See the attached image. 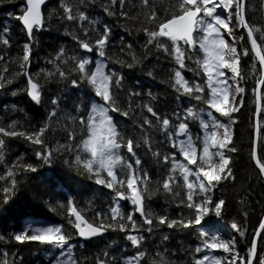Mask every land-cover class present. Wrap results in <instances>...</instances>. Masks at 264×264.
Returning <instances> with one entry per match:
<instances>
[{"label": "trees", "instance_id": "obj_1", "mask_svg": "<svg viewBox=\"0 0 264 264\" xmlns=\"http://www.w3.org/2000/svg\"><path fill=\"white\" fill-rule=\"evenodd\" d=\"M75 3L79 10L94 22L88 24L90 42L93 45L105 26L110 29L109 45L106 48L109 59L104 62L109 65L107 70L123 78L122 89L117 92L120 107L128 111L129 116L124 117L119 113L110 115L113 116L125 139H133L140 145L135 151L141 159V168L150 177L148 191L144 193L146 206L154 216L190 217L191 210L177 206L186 192L182 180L179 182L181 185L179 188L174 187V191L181 192L180 197L164 191L162 187L169 168V165L163 163V156H170L176 149L156 123L155 117L147 113L143 105L152 106L162 118L168 117L173 123L170 132H174L175 126L179 123H188L194 137L202 134L201 125L198 120H184L186 109L192 108L198 112L205 122L209 120L207 113L211 110L202 101L181 95L173 88L170 77L174 70L178 69V65L171 56L156 48L154 44L145 46L148 37L142 29L147 27L157 30L159 21L156 24H148L145 21L143 13L146 9L142 7L141 0H126L123 9L117 3L113 6L116 14L111 16L104 10L110 0H75ZM60 4L61 0H50L43 6L42 12L46 17L44 27L42 30L34 29V39L29 41L19 20L15 18L22 14L25 0H0V36H5L10 41L9 45L0 43V56L4 57L0 60V75L4 77V80L0 81L4 83V87L0 88V123L6 126L12 121H18L20 130L27 131L38 129L45 124L49 125L48 131L42 137L44 145L32 144L23 137H3L5 148L4 162L0 164V176L4 177L0 179V235L5 239L0 241V253L9 252V260L14 261V264L55 263L57 258H61L60 249L38 242L21 244L12 239L14 234L27 230L29 225H52L62 226V230L69 235L73 255L81 264H95L97 258L104 259L109 264H123L124 258L132 257L138 251L126 239L125 232L108 230L102 236L82 243L78 240L74 227L69 223L73 220L67 212L69 201L76 205L88 222L99 224L96 212L107 213L109 205L116 197L106 187L96 184V177L76 163V155L86 158V153L80 151L78 147L72 152L66 151L63 147L80 145L87 138V133L82 130L78 118L90 111L92 103L102 101L95 97L94 90L80 79L78 72L71 71L73 67L71 63L61 61L49 63V60H54L60 49H64L67 55L77 54L92 61L101 60L95 47L92 53H87L73 39L74 35L85 39L83 25L65 19ZM169 5L170 0L156 3L160 18H170V13L165 11ZM121 11L127 12L129 16H138V19L132 20L121 16ZM218 12L227 16L222 10L218 9ZM245 18L250 25L264 32V0H246ZM230 27L234 29L235 46L241 54L239 67L245 76L241 84L245 92L242 94L243 104L239 111L231 114L236 122L231 126L233 139L230 147L234 146L237 151L226 152V155L232 158L229 167L232 169L234 179L222 181L211 194L213 202L223 199L225 205L219 217L209 215L202 226L193 225L189 228L170 229L166 225L154 223L152 230L148 231V226L142 223V219L136 213L134 218L140 224V231L128 234L144 237L140 250L146 253L147 259L142 264H148L152 259L160 260L157 252L163 253L169 264H195L196 259L205 254L196 253V247L201 246L204 239L211 236L221 238L220 236L224 234L230 240L235 239L237 251L246 259V253L264 216V175L260 174L252 158L257 109L255 91L258 81L263 78V72L252 51L247 30L236 27L234 17ZM93 28L95 31H92ZM4 29L9 31L4 32ZM260 34L254 32L258 44L261 45V54H264V40L260 39ZM226 38L233 43L227 32ZM162 40L167 45L171 44L166 38ZM24 43L31 45L30 67H27V71L42 86V102L39 105L27 95L26 76L19 74L23 70L19 67L17 57L23 55ZM127 45H131V49L127 48ZM245 49L248 50L247 56L243 55ZM133 54L137 58L136 61L132 59ZM192 55L194 59L185 62L189 68L196 71L181 70L182 75L190 82L203 84L207 95L205 83L207 76L195 63V59H203L204 54L197 48ZM57 67L66 73L64 77L59 75ZM5 68L8 71H4ZM8 80H11V83H8ZM74 80L75 86L72 83ZM131 92H139L140 95H129ZM259 97V134L255 148L257 157L264 160V85L260 87ZM54 99L58 101L57 104L52 103ZM239 99L237 96V101ZM53 111L57 113L56 116L50 115ZM213 114L221 122L228 123L226 117L215 112ZM73 116L77 117L76 121L71 119ZM145 117L153 121V126L149 128L145 125V131L141 132L138 125L143 123ZM69 132L74 133V140H69ZM145 135L149 137L151 150L143 143ZM48 151L52 153L48 159L38 158L36 155L37 152L46 155ZM154 152L161 154L159 159L154 156ZM120 153L125 159H133L126 148H122ZM177 159H183L179 153ZM18 161L24 165H31L35 171L16 167L14 177H7L9 168ZM190 180H195V177H190ZM4 188H9V191L5 193ZM118 203L126 213L134 212L130 200ZM233 223L244 231L243 237L232 229ZM216 228L220 230L217 231ZM165 236L168 237L167 240L164 239ZM261 258H264V231L258 238L257 257L253 264H258Z\"/></svg>", "mask_w": 264, "mask_h": 264}, {"label": "snow or ice", "instance_id": "obj_2", "mask_svg": "<svg viewBox=\"0 0 264 264\" xmlns=\"http://www.w3.org/2000/svg\"><path fill=\"white\" fill-rule=\"evenodd\" d=\"M125 2L126 0H110L104 10L110 16L115 15L113 6L119 3L120 8L123 9ZM157 2L163 3V0H141L142 7L146 9L143 13L145 21L148 24H156L159 21L157 30L147 27L142 29L148 37L145 46L154 44L156 48L162 49L171 56L178 65V69L174 70V74L170 77L173 88L181 95H186L196 101H202L211 110L207 113L209 120L205 122L198 112L192 108L186 109L184 120H198L201 125L202 134L194 137L188 123L181 122L175 126L174 132H170L169 129L173 127L172 121L166 116L162 118L152 106L143 105L147 113L155 117L156 123L165 132L167 139L171 141L172 147L176 149V152L170 156H163V163L169 165V168L168 175L162 182V187L164 191L180 197L181 192L174 191V187L179 188L181 186L179 182L182 180V186L186 189V192L177 206H183L191 210L190 217L154 216L145 204L144 193L148 191L150 177L141 168V159L135 151L140 145L133 139H125L113 116L110 115V113H119L124 117L129 116V112L120 107L117 92V90L122 89L123 78L117 76L115 72L107 70L109 65L104 62L109 59L106 48L109 45L110 29L105 26L93 45L90 42L88 24L94 22L90 21L89 17L79 10L75 0H61L60 7L64 11L65 19L83 25L85 39H82L79 35H74L73 39L87 53H92L95 47L101 60L92 61L77 54L67 55L64 49L59 50L54 60H49V63H54V61L71 63L73 65L71 71L78 72L80 79L85 81L94 90L95 97L102 101V103H92L90 111L78 118L82 130L87 133V138L80 145H65L63 147L69 152L78 147L80 151L86 153V158L77 154L75 157L76 163L82 165L86 172L96 177V184L106 187L116 197L109 205L107 213L96 212L95 215L100 221L99 224L88 222L82 212L78 211L76 205L69 201L68 216L74 217V220H70L69 223L77 230L78 235L86 240L101 236L108 230L125 232L127 234L126 239L138 251L136 255L124 258L123 264H142L147 259L146 253L140 250L144 237L128 234L140 231V224L134 218L136 213L139 214L142 223L148 226V231L152 230L154 223L166 225L170 229L176 227L189 228L193 225L202 226L205 218L209 215L214 214L217 217L221 215L225 201L220 199L218 202H213L211 194L214 193L216 187L222 181L234 179L232 169L229 167L232 158L227 156L226 152L237 151L234 146L230 147L233 139L231 126L236 122L231 114L239 111L243 104L242 94L245 92V88L241 86L242 81L245 79L239 67L241 54L235 46L234 29L230 27L233 17L236 21V27L247 30V37L251 43L252 51L256 53L261 70L264 72V54H261V45L258 44L257 38L254 36V32H260V39L264 40V32L260 28L250 25L246 20V0H170L169 7L165 9L166 12L170 13L168 19H162L158 16ZM45 3L46 0H26L22 14L15 17L22 22L29 41L34 39V29L42 30L44 27L46 17L42 12V5H45ZM218 9L226 12L227 16L221 15ZM120 15L132 20L138 19V16H129L125 11H121ZM222 29L232 37V44H229L224 38ZM3 31L8 32L9 30L4 29ZM92 31H95V29L93 28ZM197 33H202V35H197ZM162 38H166L171 44H165ZM242 39L243 37H241ZM0 43L9 45L10 41L5 36H0ZM126 47L131 49L132 46L127 45ZM197 48L204 54L203 59H195V63L198 69H201L203 74L207 76L205 82L208 89L207 95L203 84L190 82L181 72V70L196 71V69L189 68L185 61L194 59L192 53H195ZM243 55H248L247 49L243 51ZM30 56L31 45L30 43H24L23 55L17 57L19 67L23 70L19 74L26 76L27 95L39 105L42 102V86L27 71V67H30ZM3 59L4 57L0 56V60ZM132 59L133 61L137 59L134 54ZM224 69H227L231 75L228 76L223 71ZM56 70L61 77L66 75L59 67ZM4 71H8V69L5 68ZM3 80V75H0V81ZM7 82L11 83V80ZM72 83L74 86L76 85L75 80ZM258 83L264 85V78L260 79ZM3 87L4 83H0V88ZM233 88L232 103L225 109L223 106L228 103L230 90ZM13 95H15V92ZM129 95L138 96L140 93L131 92ZM237 96L240 97L239 101H237ZM259 98V94H257V100ZM52 103L57 104L58 101L54 99ZM259 110L258 107V112ZM214 112L226 117L228 123L221 122L213 114ZM50 115L56 116L57 113L53 111ZM71 119L76 121L77 117L73 116ZM145 125L151 128L153 121L145 117L143 123L138 125L141 132L145 131ZM20 127L18 121H12L6 126L0 123V134H2L0 135V164L4 162L5 140L3 137H23L32 144L44 145L45 141L42 137L49 129L48 124L31 131L20 130ZM257 132L259 134V127ZM174 137L183 138L174 139ZM68 138L74 140V133L69 132ZM143 143L149 146V150H151L147 135L143 137ZM122 148H126L133 159H125L120 153ZM213 149L215 151H212ZM177 153L183 158L182 160L177 159ZM153 154L158 159L161 156L159 152ZM36 155L38 158L48 159L52 153L48 151L45 155L37 152ZM253 159L260 174L264 175V160L257 157L255 150H253ZM184 161L187 163H184ZM190 165L194 167H189ZM16 167L35 171L31 165H24L18 161L9 168L6 173L7 177H14ZM105 173L106 175H104ZM190 177H195V180H190ZM0 179H4V177L0 176ZM3 191L7 193L9 188H4ZM123 200L131 201L134 206L133 213H126L123 210L122 205L118 203V201ZM231 227L239 232L241 237L245 235L236 223H233ZM262 231H264V221L260 223L258 230L255 232L251 247L246 253V259L237 251L235 239L225 241L220 239L219 236L204 239L202 245L196 247L195 251L196 253L204 252L205 254L196 259L195 264H237V262L239 264H253V260L257 257L256 238L261 236ZM204 235L208 236L207 233H204ZM4 239L5 237L0 235V241ZM12 239L21 244L38 242L41 245H52L60 249L61 258H57L55 264H81L73 255V247L69 245L70 237L62 230V226L29 225L27 230L14 234ZM164 239L167 240L168 237L165 236ZM215 250L222 251L225 255L209 254ZM9 255L10 253L7 251L0 253V264H14V261L9 260ZM105 255L108 254L105 253ZM156 255L160 257V260L152 259L148 261V264H169L163 253L157 252ZM95 264H109V262L97 258ZM258 264H264V258L259 259Z\"/></svg>", "mask_w": 264, "mask_h": 264}, {"label": "water", "instance_id": "obj_3", "mask_svg": "<svg viewBox=\"0 0 264 264\" xmlns=\"http://www.w3.org/2000/svg\"><path fill=\"white\" fill-rule=\"evenodd\" d=\"M50 0H46V3L47 2H49ZM25 3H26V0H25ZM45 3V4H46ZM43 6L44 5H42V8H43ZM19 24H20V26L23 28V30L25 31V33H26V35H27V32H26V29L24 28V26H23V24H22V22L19 20ZM27 37H28V35H27ZM254 52V51H253ZM254 54H255V56H256V53L254 52ZM256 58L258 59V57L256 56ZM258 61H259V59H258ZM263 78H264V72H263ZM260 87H261V84H258V86H257V88H256V91H255V98H256V107H257V109H256V115H255V132H254V149L253 150H255V152H256V148H255V144H256V140H257V136H258V132H257V128H258V114H259V112H258V107H259V109H260V99L259 100H257V94H259V90H260ZM256 154H257V152H256ZM252 158H253V154H252ZM253 162H254V164H255V166H256V163H255V160L253 159ZM257 167V166H256ZM138 214V213H137ZM73 218V220H74V217H72ZM262 221H264V216H263V218H262ZM261 221V222H262ZM259 228V227H258ZM258 228H257V230H258ZM74 230H75V232H76V235H77V238H78V240L80 241V242H87V241H90V240H92V239H94V238H97V237H100V236H97V237H94V238H92V239H88V240H86V239H83V238H81L79 235H78V233H77V230L74 228ZM256 230V231H257ZM102 236V235H101ZM258 238L259 237H257L256 238V241H258ZM255 260V259H254ZM254 260H253V262H254Z\"/></svg>", "mask_w": 264, "mask_h": 264}, {"label": "rangeland", "instance_id": "obj_4", "mask_svg": "<svg viewBox=\"0 0 264 264\" xmlns=\"http://www.w3.org/2000/svg\"><path fill=\"white\" fill-rule=\"evenodd\" d=\"M221 31H222V33H223V35H224V38L227 40V42H228L229 44H231V43L228 41V39L226 38V31L223 30V29H222ZM223 71H225L226 74H227L228 76L231 75V73L228 72L227 69H224ZM229 83H231V81H229ZM232 94H234V88H233L232 90H230L229 101H228V103H226V104L224 105V108H225V109H227V108L231 105V103H232ZM220 131L222 132V130H220ZM212 151H215V149H213ZM216 159L218 160V157H217ZM216 229H217V231L220 230V229H218V228H216ZM220 237H221L220 239L225 240V241H229V240H230V238H228V236H227L226 234H224L223 236H220ZM209 254H210V255H216V256H223V255H225L222 251H219V250L212 251V252H210Z\"/></svg>", "mask_w": 264, "mask_h": 264}, {"label": "bare ground", "instance_id": "obj_5", "mask_svg": "<svg viewBox=\"0 0 264 264\" xmlns=\"http://www.w3.org/2000/svg\"><path fill=\"white\" fill-rule=\"evenodd\" d=\"M98 16V15H97ZM120 64V63H119ZM142 73V72H141Z\"/></svg>", "mask_w": 264, "mask_h": 264}]
</instances>
